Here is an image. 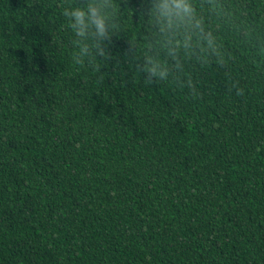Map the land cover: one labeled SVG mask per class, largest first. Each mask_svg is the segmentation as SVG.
<instances>
[{
    "label": "trees",
    "instance_id": "16d2710c",
    "mask_svg": "<svg viewBox=\"0 0 264 264\" xmlns=\"http://www.w3.org/2000/svg\"><path fill=\"white\" fill-rule=\"evenodd\" d=\"M84 2L0 0V264H264V0H195L217 50L152 87L145 0H113L99 72Z\"/></svg>",
    "mask_w": 264,
    "mask_h": 264
},
{
    "label": "clouds",
    "instance_id": "9594fccd",
    "mask_svg": "<svg viewBox=\"0 0 264 264\" xmlns=\"http://www.w3.org/2000/svg\"><path fill=\"white\" fill-rule=\"evenodd\" d=\"M145 2L146 7L141 10L140 16L147 17L146 24L155 42L143 53V62L135 71L146 86L152 87L169 80L168 60L175 62L172 68L178 69L181 55L188 54L196 47L206 53L216 52V37L199 15L195 0ZM211 7L217 15L230 19L231 13L227 9L215 2ZM117 11L113 0H85L82 4H70L63 8L62 14L69 22L77 46V65L86 63L91 71L99 72L101 64L111 58L110 45L113 36L120 30L116 22Z\"/></svg>",
    "mask_w": 264,
    "mask_h": 264
}]
</instances>
